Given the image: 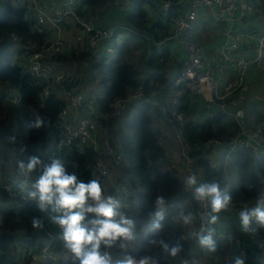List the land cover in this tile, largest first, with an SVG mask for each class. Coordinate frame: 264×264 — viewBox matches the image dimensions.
Segmentation results:
<instances>
[{
  "label": "trees",
  "instance_id": "1",
  "mask_svg": "<svg viewBox=\"0 0 264 264\" xmlns=\"http://www.w3.org/2000/svg\"><path fill=\"white\" fill-rule=\"evenodd\" d=\"M48 1L50 0H39V3ZM116 1L78 0L76 3L78 15L86 20H92L98 27L106 29L114 24L120 27L119 42L115 43L113 53H107L103 47L90 49L86 42H79L77 50L68 53L63 49L59 53H48L41 58V62L43 68L58 66L72 73L65 65L73 68L75 63L90 60L92 64L87 69L92 70L95 67L100 73H104L101 83L106 90L102 98L97 100L98 112L101 115L98 124L99 127L116 135L117 144L124 154L123 159L119 165H116L111 156L101 155L88 145L83 148L79 146L64 148L57 157H62L61 162L66 170L75 173L79 181L87 183L92 180L91 167L96 162L102 161L119 182L131 186L132 195L129 198L131 205L125 210V216L134 222L133 238L120 237L111 245L102 243L100 248L101 253L107 252L110 255L112 264H116L118 260L128 255L137 260L145 256L151 257L157 264H196V261L203 258L201 253L209 254V259L203 258L209 264H222V259L228 253V245L225 241H221L215 251L201 247L197 235L199 229L196 222L197 202L186 190L185 172H177L176 166L169 162V154L173 151L169 148L170 145L165 147L161 142L162 138H167L168 135H165L158 126V116L151 109L150 104L133 105L119 119L112 116L116 100L125 99L139 84L143 83L146 91L158 90L160 87L165 89V85L170 84V79L174 80L177 77L176 74L184 61L185 50L183 48L181 54L177 50L178 53L175 54L166 42L174 38L175 21L177 17L187 13L190 0H119V5L122 4L123 8H120ZM250 1L255 3L256 8L242 26L262 31L264 0ZM166 2L171 3L168 9L164 8ZM35 10L36 5L33 0H0V159L5 160L0 167V249L2 250L0 264H21L19 259L24 247L43 245L47 241L43 229L32 227V219L34 217L39 219L44 215L36 202L10 196L3 187V181L6 176L14 174L22 163L27 164L30 156L40 158L39 155L47 149L49 143L56 140L55 121L62 110L68 107L64 93L75 86L83 90L80 86L82 78L78 79L74 73L69 80L46 83L43 77L31 70L30 60L34 50L43 51L53 40V33L48 32V28L40 31L35 20ZM71 20L69 19L65 24ZM223 27H226L225 23L217 29L214 28L213 34H215L214 30H218L221 34ZM66 28L65 25L62 34L64 39L68 40L65 35L68 33ZM73 28L71 39L74 41L76 31L74 20ZM197 39L202 42L200 35ZM211 42L212 37L204 40L206 46ZM100 53L101 58L98 59ZM108 60L111 61L107 62ZM173 60H177V63ZM178 88L183 103L181 110L186 115L184 136L191 148L194 167L203 173L201 184L215 182L224 193L227 187V175L216 167L214 155L217 150L203 143L212 137L231 138L237 134V128L226 121L223 114L218 113L208 118L204 105L190 98L188 89ZM13 93L19 96V101L11 104L19 103L21 107L23 105L30 107L38 113L37 117L44 121L39 129L27 127V124L36 117L26 119L24 116L13 115L15 112L9 113L5 105L7 102L10 103L9 96ZM254 94L255 91L249 92V98H254ZM263 103L264 101L257 99L247 102L248 113L258 114L257 105ZM114 143L111 141V144ZM56 145L54 148H57ZM173 147L174 154L180 157L179 147L175 144ZM77 149H82L83 152L79 153ZM233 156L240 179L237 184L229 187L230 204L244 207L243 210L255 207L257 198L264 196L262 194L264 157L255 158L250 150H235ZM49 163L46 161L38 165L32 174L43 171V166ZM223 164L220 166L222 169L225 167ZM127 173L135 177H129ZM31 188L35 190L32 181ZM158 198H163L162 205L158 203ZM159 211L164 214L156 223L159 227L147 230V224L158 215ZM221 211L219 213H222ZM182 213L190 215L192 221L184 223ZM93 216L94 214H86L82 222L85 227H90L88 221ZM226 217L223 212L222 218ZM217 227L218 223L212 226L213 229ZM233 228L241 235L240 221ZM258 230L264 238V227L259 226ZM160 241L168 245V250L162 247ZM52 245L56 246L52 251L53 256L58 260L56 264H80L79 259L64 245L55 241ZM88 247L90 246H86L85 250ZM174 247H179L180 250L172 255L170 249ZM259 250L257 244H250L247 248L246 264L258 263ZM66 252L68 256L63 257L62 254ZM233 254L234 257L240 255L237 246L234 247ZM214 260L219 261L215 263ZM45 264H52V258L47 259Z\"/></svg>",
  "mask_w": 264,
  "mask_h": 264
},
{
  "label": "built area",
  "instance_id": "2",
  "mask_svg": "<svg viewBox=\"0 0 264 264\" xmlns=\"http://www.w3.org/2000/svg\"><path fill=\"white\" fill-rule=\"evenodd\" d=\"M36 5L35 20L40 27V31H51L55 37L54 41L43 51L34 50L30 60L31 70L45 79L46 83L51 81L62 82L65 79L72 78L73 73L67 72L58 66L44 67L41 58L48 53H59L65 48V39L62 34V24L67 19L73 18L76 26L74 41L86 42L87 46L92 48L103 47L107 53L114 52V45L119 42V26L114 24L106 29L98 27L92 20H86L78 15L76 3L78 0H50L43 4L38 0H33ZM182 3V1H180ZM119 5L120 1L117 0ZM171 3H165V9L170 8ZM256 5L250 0H190L188 11L185 15L177 17L174 24V37H179L184 45L185 57L182 64V71L179 76L164 87L158 90L146 91L144 84L141 83L137 88L128 94L125 99H118L114 104L112 116L121 118L124 112L131 106L139 103L150 104L151 109L156 116L161 117L171 127L172 135L177 140L180 149L182 167L186 177V190L192 199L197 202V220L199 229L197 234H207V229L212 228L214 224L208 223L209 215H216L218 219L217 229H214L213 239L216 246L225 241L228 245V253L223 258L222 264H233L232 255L234 247L237 246L240 254L247 256V248L254 243L260 247L258 254V263L264 264V238L260 235L255 221L250 225V230L244 232L242 228L241 235L234 230L238 223L239 213L244 207L235 206L229 203L228 207L221 211L222 213H212L210 204L207 200H199L195 197V187L201 184L202 171L194 167L191 157V148L185 139L186 115L181 110L183 104L180 100L181 93L177 91L181 87L190 91V98L197 100L204 105L206 116L225 115L226 121L230 120L232 126L237 128V134L231 138L220 139L212 137L203 144L213 147L217 152L224 151V154L234 152L235 150H250L255 158L264 157V103L257 105L258 114L248 113L247 102L252 101L249 98L248 89L244 82L249 77L256 79L254 72L250 75L249 70L257 60H264V29L256 31L243 27L245 19L254 12ZM203 10L208 11L209 26L217 29L221 24L226 27L220 31L223 34L221 43L218 47L219 56L211 55L208 47L202 44L196 35L198 25L202 20ZM256 58H252L254 53ZM101 58L100 55L97 56ZM40 59V60H39ZM264 71V68H263ZM264 80V78H262ZM256 83L264 82L259 79ZM260 86H254L259 88ZM50 88H48L49 90ZM256 90H254L256 92ZM261 92V90H258ZM48 93V92H47ZM68 107L62 110L54 124L57 132V148L51 151V156L56 158L64 148L75 146H92L99 154L109 155L114 163L119 165L123 159V152L117 144L116 135L108 132L107 129L99 127L98 119L101 116L98 112V96L95 93H85L78 87H74L64 93ZM10 102L17 103L19 96L16 93L9 96ZM262 113H261V112ZM193 117L195 114L192 115ZM231 126V127H232ZM233 128V127H232ZM115 142L114 144H111ZM82 153V149H77ZM5 163L0 159V167ZM24 168L19 169L12 175L5 177L3 187L12 197H20L27 201H38L29 196L32 190L31 177ZM92 180L99 181L102 193L105 198L112 197L117 203V212L125 216V210L131 205L130 197L132 189L129 184L119 182L109 171L107 165L100 161L91 167ZM195 175L197 185L190 186L187 178ZM225 189L224 193H227ZM264 199L259 196L257 202ZM246 207V206H245ZM44 215L39 219L43 221V230L46 234V242L43 245L26 246L22 250V256L19 259L21 264H42L44 260L52 258V264L57 263V258L53 256V250L56 246L52 242H59L64 245L60 238L62 229L59 225L53 223L50 217L61 215L53 211V206H48ZM225 212L226 218H222ZM126 217V216H125ZM226 228H224V227ZM213 229V228H212ZM56 234L59 237H56ZM203 249L206 247L201 246ZM196 264H209L206 259L200 258Z\"/></svg>",
  "mask_w": 264,
  "mask_h": 264
},
{
  "label": "clouds",
  "instance_id": "3",
  "mask_svg": "<svg viewBox=\"0 0 264 264\" xmlns=\"http://www.w3.org/2000/svg\"><path fill=\"white\" fill-rule=\"evenodd\" d=\"M44 121L39 117L34 118L27 124L30 129H39ZM54 158V157H53ZM42 161L37 156H30L26 170L31 172ZM24 168L25 165L21 164ZM190 186L197 185V178L191 175L187 178ZM34 191L29 196L38 201V208L46 211L48 206H53V211L61 213L51 217L53 223L62 229L60 238L64 246L79 259L80 264H112L111 257L107 252L101 253V244L111 245L120 237L133 238L134 222L127 219L122 213L117 212L118 203L112 198H105L102 188L97 180L85 183L79 181L75 173H69L59 159H52L43 166L42 174L33 184ZM229 191V187H226ZM225 188V189H226ZM223 193L215 182L202 183L195 187V197L199 200H207L212 213H219L228 207L231 196ZM225 192V191H224ZM158 203L163 204V198H158ZM94 214L88 221L90 227H85L83 221L86 214ZM159 215V214H158ZM119 219H115L116 217ZM185 223L191 219L190 215H183ZM218 217L209 215L208 223L215 224ZM240 224L244 232L250 230L253 221L264 227V199L257 202L255 207L242 210L239 213ZM32 227L43 228V221L38 218L32 219ZM154 227H159L158 224ZM214 229H207V234H197L201 246L215 251L216 244L213 239ZM162 247L168 250V245L160 241ZM86 246H90L85 250ZM179 247L171 248V254L175 255ZM116 264H157L151 257H142L139 260L131 255L118 260ZM233 264H246V256L240 254L235 257Z\"/></svg>",
  "mask_w": 264,
  "mask_h": 264
},
{
  "label": "rangeland",
  "instance_id": "4",
  "mask_svg": "<svg viewBox=\"0 0 264 264\" xmlns=\"http://www.w3.org/2000/svg\"><path fill=\"white\" fill-rule=\"evenodd\" d=\"M39 1V0H38ZM260 1V0H259ZM128 7V5H125ZM120 8H123V5H119ZM125 9H127L125 7ZM72 20L66 24V30H68V33H65L66 37L68 40H65V48L64 50H67V52H71L72 50H77V42L73 41L72 38V34H73V18H71ZM69 19L66 20V22ZM65 25L64 23L62 24V30L64 29ZM204 32V33H200V32ZM196 35L198 37L199 34H204L201 35L202 38V44H204V40L212 37L213 38V32L211 31L210 27H209V15H208V11L207 10H203V15H202V20L200 22V24L198 25V28L196 30ZM53 41L55 39V37L52 35ZM136 39L138 40V36L136 37ZM207 42V41H206ZM218 39L215 42H211L209 43L208 46V50L210 51L211 55L219 56L218 52ZM166 44L168 46H170L171 50H173V53L177 54L178 51L181 52L183 51V47L184 45L182 44V40L179 37H174L172 40H170L169 42H166ZM205 45V44H204ZM206 46V45H205ZM178 50V51H177ZM254 53V52H253ZM113 58V57H112ZM252 58H256V53H254V56ZM112 60V59H111ZM108 60L107 62L111 61ZM174 63H177V60H173ZM92 64V61L90 60H84L81 61L80 63H75L74 67L71 68L69 65H65L66 69L71 71L72 73H74V75L80 79V86L82 87V91L85 93H95L98 98H102V96L105 93L106 87L101 83V79L103 77V74L99 72V70L95 67L91 69H87L90 65ZM264 60H257L255 64L252 65V67L249 70L250 75H252L251 73L254 72V75L256 77L255 80H253V77H249L248 79L245 80L244 82V87H250L251 89H248V91H254L257 88H254V86H262L261 88V92H259L258 90H256L255 94H254V98L253 99H257L260 101H264V85L262 83L257 84V81H260L259 79H261L263 82L264 80L262 78H264ZM182 71V67L181 69L179 68L176 76H179L180 73ZM173 81V79H170V83ZM9 109V113L13 114V112H15V114L13 115H17V117L19 116H24L26 119L28 117H37L38 113L36 111H34L33 109H31L30 107L23 105V107H21V104H11L10 103H6V105ZM13 106V107H12ZM160 121V124L162 125L163 131H168L170 134V137L167 138H162L161 142L167 146L169 143L175 144L177 147V141L175 139V137L172 135V131H171V127L168 125V123L166 121H164L161 117H157ZM7 119L10 120V117L7 116ZM17 119V118H16ZM18 120V119H17ZM11 121V120H10ZM228 121L230 122V120L228 119ZM56 145V140H53L49 143L48 147L46 150H44L40 156V160L42 161V163L49 161L51 162V151L54 149ZM169 159L174 157V152H171V154L169 155ZM62 158V157H61ZM61 158L57 157L55 159H59L61 160ZM54 159V158H53ZM213 161V160H212ZM214 161L216 162L215 164H217V168H219V171H222L223 173H225L226 176V184L227 187H230L232 184H237L239 182L240 176H239V172H238V168L234 162V156H233V152H229L227 154V156L224 154V151H220L215 153L214 155ZM223 164L224 169H222L220 166L221 164ZM33 170L31 172H28L29 175L31 176V181L33 182V184L35 183V181L39 178V176L42 174V171L40 170L39 173L33 175L32 174ZM115 175V174H114ZM127 176L129 177H135L133 174H129L127 173ZM126 176V177H127ZM262 194H264V180H263V184H262ZM188 202H185V204ZM182 208H183V204H182ZM185 212V211H184ZM189 213V212H188ZM159 215H157L151 222H149L146 226L147 230H151L154 225L163 217V212L159 211L158 213ZM186 215V213H185ZM192 220L190 219V222ZM185 223V222H184ZM190 224V223H189ZM224 227V226H223ZM225 228V227H224ZM56 237L58 238L59 235L56 234ZM63 257H67L68 256V252H66V254H62ZM201 257L209 259L210 256L209 254L207 255H203V253H201ZM219 261V260H218ZM43 263H46V260L43 261Z\"/></svg>",
  "mask_w": 264,
  "mask_h": 264
},
{
  "label": "crops",
  "instance_id": "5",
  "mask_svg": "<svg viewBox=\"0 0 264 264\" xmlns=\"http://www.w3.org/2000/svg\"><path fill=\"white\" fill-rule=\"evenodd\" d=\"M210 27V29H211V31L213 32V29L214 28H212V27H215V26H209ZM200 33H204V32H200ZM214 33L215 34H213V38L214 39H212V42H215L216 43V40L218 39V45H220V43H221V39H222V37H223V35H222V33L220 34L219 32H218V30H214ZM217 33V34H216ZM200 36L201 35H203L204 36V34H199ZM157 121H158V126L159 127H161V130L163 131V128H162V125L160 124V121H159V119L157 118ZM163 133L165 134V135H168V137H167V139L170 137V134H169V132L168 131H163ZM168 145H170V149L174 152L175 151V149H174V147H173V145L174 144H172L171 145V143H169ZM167 145V146H168ZM167 146H165V147H167ZM169 154V153H168ZM170 155V154H169ZM169 162L170 163H173L175 166H176V168H177V172H184V170H183V167H182V162H181V157H179L178 155H176V154H174V157L173 158H171V159H169ZM248 247H250V245L248 246ZM233 258H235L234 257V254L232 255V259ZM224 259H222V261H223ZM214 262L215 263H217L218 261L217 260H214Z\"/></svg>",
  "mask_w": 264,
  "mask_h": 264
},
{
  "label": "water",
  "instance_id": "6",
  "mask_svg": "<svg viewBox=\"0 0 264 264\" xmlns=\"http://www.w3.org/2000/svg\"><path fill=\"white\" fill-rule=\"evenodd\" d=\"M1 254H2V250L0 249V262H1Z\"/></svg>",
  "mask_w": 264,
  "mask_h": 264
}]
</instances>
